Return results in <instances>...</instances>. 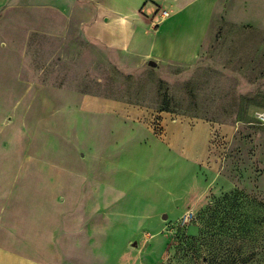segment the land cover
Wrapping results in <instances>:
<instances>
[{
  "label": "rangeland",
  "instance_id": "374dc122",
  "mask_svg": "<svg viewBox=\"0 0 264 264\" xmlns=\"http://www.w3.org/2000/svg\"><path fill=\"white\" fill-rule=\"evenodd\" d=\"M35 2L0 0V209L22 162L58 163L91 180L89 201L67 204L52 255L63 264H173L183 247L205 255L207 227L225 238L239 214L244 245L264 249V33L219 23L202 58L177 64L88 41ZM85 95L209 131L192 151L183 133L166 139L159 116L140 125L79 111Z\"/></svg>",
  "mask_w": 264,
  "mask_h": 264
},
{
  "label": "crops",
  "instance_id": "0c3cea01",
  "mask_svg": "<svg viewBox=\"0 0 264 264\" xmlns=\"http://www.w3.org/2000/svg\"><path fill=\"white\" fill-rule=\"evenodd\" d=\"M35 1L31 7L58 11L88 41L127 56L177 64L202 58L219 23L264 33V0ZM161 11L167 15L160 17ZM32 103L28 99L25 104ZM1 110V119L7 118L8 108ZM78 110L140 125L159 116L166 139L175 143L183 133L186 141H193L192 151L196 138L209 131L201 122H172L165 113L113 98L85 95ZM19 169L23 176L16 178L0 209V264H63L52 255L67 237V204L89 201L90 177L75 179L58 163L44 173L36 160H25Z\"/></svg>",
  "mask_w": 264,
  "mask_h": 264
},
{
  "label": "trees",
  "instance_id": "16d2710c",
  "mask_svg": "<svg viewBox=\"0 0 264 264\" xmlns=\"http://www.w3.org/2000/svg\"><path fill=\"white\" fill-rule=\"evenodd\" d=\"M240 216V214L236 217L234 215L236 222L231 229L226 226V232L224 233L225 238H217L216 230L213 229L211 224L207 227V231L203 234V236H206L202 237L204 240H202V243H198L201 251L203 250L206 253L205 255H198L197 253L192 254L191 248L186 249L183 247L173 264H264V253H262L264 249L259 252L253 249L249 250L244 245L246 240L244 226L246 223L243 218H239ZM209 219L211 220L213 217L210 216ZM195 239V237H188L190 243L197 242ZM183 240L187 239L183 238ZM224 240H228L230 244L226 248L222 246V241ZM208 241L212 243L208 245ZM189 242L187 241V245H190ZM219 245H221V247H217ZM188 250L190 252H188ZM195 250L197 251V249ZM192 255H195L194 259Z\"/></svg>",
  "mask_w": 264,
  "mask_h": 264
},
{
  "label": "built area",
  "instance_id": "2783aa9c",
  "mask_svg": "<svg viewBox=\"0 0 264 264\" xmlns=\"http://www.w3.org/2000/svg\"><path fill=\"white\" fill-rule=\"evenodd\" d=\"M167 15L166 11H161L160 12V17H165ZM190 214L184 215L183 217V223L186 222L190 218Z\"/></svg>",
  "mask_w": 264,
  "mask_h": 264
}]
</instances>
